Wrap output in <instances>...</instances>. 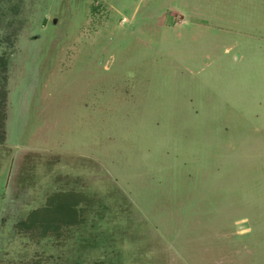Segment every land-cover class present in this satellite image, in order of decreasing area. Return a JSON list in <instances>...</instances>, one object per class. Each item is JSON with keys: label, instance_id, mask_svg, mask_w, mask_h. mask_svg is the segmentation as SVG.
<instances>
[{"label": "rangeland", "instance_id": "374dc122", "mask_svg": "<svg viewBox=\"0 0 264 264\" xmlns=\"http://www.w3.org/2000/svg\"><path fill=\"white\" fill-rule=\"evenodd\" d=\"M2 90L0 264H264V0H0Z\"/></svg>", "mask_w": 264, "mask_h": 264}, {"label": "trees", "instance_id": "16d2710c", "mask_svg": "<svg viewBox=\"0 0 264 264\" xmlns=\"http://www.w3.org/2000/svg\"><path fill=\"white\" fill-rule=\"evenodd\" d=\"M3 92L4 91L2 90L0 93V129L4 126L6 119L5 104L3 105V103H5V99H2V98H6V95ZM0 139H2L1 133H0ZM80 198L83 199L81 196ZM79 201L80 199L79 200L77 199V195L75 192L57 194L56 204L55 207L53 208H55L59 213L63 215V220L61 221V223H59V225H56L55 227L54 225L52 227L46 226L42 229L44 231L52 230L56 236H59L60 235L59 228L62 229L64 225L66 227L64 233L65 231L70 230V226H79L80 223L83 222V219H81L82 217H80V215L83 214H80V211L77 209V205H78L77 203ZM53 208L50 207L49 209H53ZM61 234L63 233L61 232Z\"/></svg>", "mask_w": 264, "mask_h": 264}]
</instances>
